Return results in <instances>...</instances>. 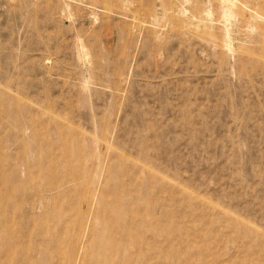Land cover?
<instances>
[{
	"label": "rangeland",
	"instance_id": "374dc122",
	"mask_svg": "<svg viewBox=\"0 0 264 264\" xmlns=\"http://www.w3.org/2000/svg\"><path fill=\"white\" fill-rule=\"evenodd\" d=\"M0 264H264V0H0Z\"/></svg>",
	"mask_w": 264,
	"mask_h": 264
}]
</instances>
